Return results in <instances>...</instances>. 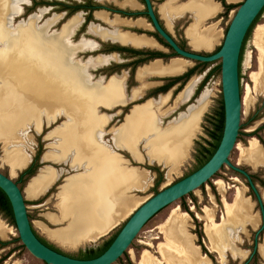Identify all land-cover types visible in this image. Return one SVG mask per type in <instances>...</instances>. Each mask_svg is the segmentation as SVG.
Returning <instances> with one entry per match:
<instances>
[{"label": "bare ground", "instance_id": "obj_1", "mask_svg": "<svg viewBox=\"0 0 264 264\" xmlns=\"http://www.w3.org/2000/svg\"><path fill=\"white\" fill-rule=\"evenodd\" d=\"M127 1L122 6L136 7L135 3ZM226 1L237 3L240 0ZM215 5L212 0H190L189 3L193 11L200 13L203 17L213 15ZM16 12V0H0V88H2L0 90V144L6 150L12 175H16L18 170L27 168L33 153L29 154L33 142L27 139L29 138L25 132L27 126L32 123L37 127L42 116L52 120L61 112L68 115L70 124L54 142L46 158L56 162L69 159L72 167L82 168L84 171L82 177L76 180L72 187L65 189L69 191H66L65 197L57 206L62 219L67 218L75 207L82 209L76 214V230L51 233V236L71 246L93 243L107 236L118 225L123 212H127L129 208L130 211L135 210L142 204V200L123 203L119 199L121 190L147 189L151 185L149 172L124 168L122 161L113 155L106 145L99 142L97 132L98 129L102 130L105 122L103 118H95V109L98 105H102L109 110L123 104L121 84L113 80L105 88L100 85H89L84 66L70 61L72 50L64 37L46 36L44 29L35 27L34 20L20 29L11 27V17ZM103 13L98 12L97 18L103 19L113 27L141 24L127 23L119 19L109 22ZM215 26L213 24L198 30L191 27L189 36L195 49L207 48L219 41L222 34L215 30ZM66 33L67 28H64L63 34ZM255 35L260 72L254 74L252 78L257 90L259 86H262L260 78L264 74V25L257 28ZM120 39L134 46H151L154 43L152 39L144 35L136 37L129 33ZM183 60L172 63L166 71L173 74L181 73L186 66ZM150 70L158 71L160 67L153 65ZM250 92L251 90L247 87L244 97L245 105ZM201 104L198 110L192 112L187 123L178 127L180 129L176 131L177 135L162 138L156 132L152 104L138 105L126 117L120 129L114 133L116 146L128 149L136 157L139 143L145 140L147 155L152 159L170 164L168 174L170 176L178 172L183 161L185 162L190 140L196 132L194 123L198 122L202 111L207 106L206 102ZM155 133L158 135L156 138ZM15 139L20 141L17 143ZM240 150L241 162L249 161L253 166H264V153L256 141L251 142L249 149L240 148ZM169 176H167L168 180ZM56 180V172L44 171L39 177L33 179L27 188V193L38 196L49 189ZM234 180L238 181L236 178ZM217 184L220 188H230L224 182H217ZM223 204L225 210L223 216L227 215L231 218L238 211L245 218L239 222V226L247 223L257 225L258 220L255 217L250 219L249 205L251 204L244 198L240 188H236L232 203L224 200ZM210 211L205 209L206 237L210 241V250L219 253L222 258L223 247L231 244L239 226L224 229L222 224L215 221ZM187 218L186 214L179 215L174 212L160 226V234L164 235L165 240L157 247L159 256L156 258L149 251H145L137 264H210L204 257H199L198 248L192 244L191 235L184 227ZM226 229L229 234H223ZM10 230L0 221L1 238L7 237Z\"/></svg>", "mask_w": 264, "mask_h": 264}, {"label": "rangeland", "instance_id": "obj_2", "mask_svg": "<svg viewBox=\"0 0 264 264\" xmlns=\"http://www.w3.org/2000/svg\"><path fill=\"white\" fill-rule=\"evenodd\" d=\"M168 1L169 0H166V2L159 7L160 12H167L170 10ZM242 1L243 0H240L237 3L229 4L233 5L234 8L228 11L227 14H225L224 9V11L216 19L213 20V22L217 21V23H215V30L219 31V33L222 34L221 38H219L220 40L218 41V45L214 50H211V52L208 53L206 51L200 52L201 54L215 53L217 49L220 48L224 39V34L230 24L231 18L233 17L234 12L237 10ZM16 3L17 12L11 17V27H17L20 29L24 25L31 23L30 21L34 20V25L38 29L39 27L37 19L38 17L43 15L44 11H41L39 13L37 11L29 12L27 16H33H31L27 21L21 22V17L18 18L20 13L21 0H16ZM41 9L45 8H39L38 10ZM181 10V16L173 19V21L182 18L186 14L184 13L185 11L183 9ZM50 13H53L54 15H60V13H55L53 11L46 13V15H43L44 18L42 23H44V21L48 20L49 18L51 19ZM192 14L194 13H191V15ZM162 18L164 17L162 16ZM15 19L16 22L14 23ZM68 20L59 21L57 25V31H59L60 27ZM165 20L166 19L164 18V21ZM93 22L95 23V26L101 27V22H98L96 20H93L92 23ZM165 25L166 28L170 32H172V24L171 26H168L167 22H165ZM262 25H264V12L255 27L248 35L244 46L240 69V130L235 148L233 149L229 157V161L233 165L237 164L240 168L250 174L254 184L259 190V193L263 197L264 202V166H253L249 163V161H240V148H243L245 150L249 149L252 141H256L257 144L261 146L264 153V74H262V77L260 78V85L262 86H259L257 90H255V84L252 78L254 74H258L260 72L259 52L257 50V39L255 33L257 28ZM203 26L209 27L205 26L204 23ZM182 29V27L181 29H178L173 34V36L174 38L182 42L185 45L186 49L189 50L191 47H189L190 41L188 40V45L187 41L183 37ZM126 30L128 31L129 29ZM47 33L48 32H45L46 36H48ZM146 34L150 38H156L154 36L155 33H153L152 31ZM174 56L175 55L169 54V57H167V59H164L163 61L167 63L168 59ZM129 62L131 63L130 58L126 55H123L121 57V63H114L112 66L105 69L107 77H111L113 75H121V79H124V77L128 75L127 87H134L136 85V83L133 82V78L135 77L134 74L144 67H131ZM186 62L188 63V67L186 68V70H198L197 72L194 71L189 78V80L193 79L194 86L192 88L190 96L187 99H179V95L187 86V84H185L184 87H179L178 90H175L177 89L176 86L175 88L168 90L164 94H159L158 97L155 96L147 100L153 101L156 104L160 101V99L163 98L165 94H170L169 101L161 106L156 105L157 108L154 110L155 116L159 119V125L162 128L176 123L182 116L186 115L191 109L197 108L201 103H207L205 111L200 117L199 130L195 136V139L193 140L191 149L189 151V159L186 161V163H182V166L177 170L178 172H175L174 174H171L169 176L168 174L170 170H168V168L158 164L157 162H150L147 157L144 145H140L137 147L136 153L138 156L136 157L133 156L132 152L128 151V149H124L123 147L119 148L116 146L114 133L118 129H120L125 121V118L136 106L145 104L147 102H134L124 109L118 108L116 109V111L108 114L100 112L101 107L106 109L102 105H98V107L95 109V118H103L105 122L102 126V130L98 129L97 132L99 136V142L106 145L113 155H119L122 158L124 168L145 170L149 172L151 176V185L148 186L147 189L137 188L132 190H121L119 199H121L123 203H126L128 201V203H132L141 200V202L143 203L146 199L155 195L163 188L187 177L200 168V162L204 160L207 154L206 151L203 150V148L209 150L212 147L211 143H213V139L210 137V134L213 131L214 124L217 119V114L222 105L220 62L217 61L215 63L206 65H202L201 63H192L190 61ZM79 65L82 67L84 66L85 70L87 69L86 65ZM214 69H216L215 73L212 72V74H209L210 70L213 71ZM93 73L97 77L95 79L96 82H91L93 80L90 78L87 72H85V75L88 79L87 82L92 86H101V84L98 82V80H100L101 78V69L95 70ZM207 74H209L208 77H206ZM149 78H152L150 79L151 82H139L137 84L138 86H136L134 90L132 89L131 92L133 93V91H136L139 88L140 90L147 92L151 88H153V85L155 84H153V81L158 80L154 78V76L147 77L146 79ZM261 82H263V84ZM4 83H6V81H4ZM247 87H249L251 92L250 97L245 105L244 97L246 95ZM1 89L2 88H0V90ZM131 99L136 100L138 98L132 96ZM68 124H70L68 115H65L64 112H61L52 120H49L47 119V117L42 116L37 127H35L32 123L27 126V128L25 129L26 136L29 137L27 139L33 142L31 148L33 151L31 149V151L29 150V154L33 152L31 155L32 161H30L31 163L29 162L30 165L28 164L29 167L34 166V173L31 176H24L21 178L22 173L29 167L24 171L21 170L22 172H17L16 175H12L10 165L7 161L6 150L3 145L0 144V173L12 179L20 188L27 208L28 217L39 238L57 251L62 252L70 257L81 259L82 257H84L83 252L87 249H92L95 252H98L104 247L105 244L111 241L117 235L118 231L131 216V214L140 205L135 210L130 211L129 208L127 212H123L120 216L121 220L119 221L118 225L113 228V230H111V232L107 236H105V238L102 237L101 239L93 243H84L83 245L71 246L70 244L61 243L56 238H53L51 236V233L57 234L60 232L76 230V214L79 213L82 209L79 207H75L73 209V212L71 211L67 218L62 219L57 207L58 205H60L59 201L61 203V199L65 197L66 191H69L65 189H67L68 187H72L74 185V182L82 177L84 173L82 168L72 167L69 159L56 162L47 160L45 157L46 154L50 153L54 142L57 140L59 135L65 131V128L68 126ZM16 141L18 143L20 140L15 139V142ZM21 141L23 142V140ZM142 142H144L145 144V140H143ZM45 170L56 172L58 175V179L52 186H50L49 189L39 194L40 196L29 195L27 193L28 186L33 181V179L41 175ZM167 176H169V180ZM235 178L238 179V181H235ZM217 182H224L230 188H220ZM236 188H240L243 192L244 198L249 200V204H251L249 205V211L251 210L250 219H254L255 217L258 220L256 226H253L250 223H247L248 225L245 224L243 226H239V222H242V220H244L245 218H243V216H241L238 211L231 218L227 217V215L223 216L225 212L223 201L226 200L228 203H232L235 197ZM80 194L82 195V193ZM206 208L209 211L211 210L210 213L213 214L215 221L218 224H222L224 229L230 226H239L235 231L236 235L234 236L231 244H229V246L223 247V251L221 252L222 258L219 253L212 252L210 250V241L209 238L206 237L207 235L205 232L207 227V222L204 218L206 215ZM174 212L178 213L179 215H181L182 213L186 214L188 218L185 219V230L189 235H191V241L193 240L192 244H195L194 247L198 248L197 250L200 254L199 257H204L209 261L210 264H244V262L249 259L251 253L253 252L255 233L261 225L259 207L256 203L255 196L248 189L245 179L230 170L228 167H223L210 181H208L199 190L168 206L160 213H158L152 220H150L141 230V232L133 241L125 254L114 264H137L138 261L142 258L145 251H149L154 257L157 258L159 256L157 253V247L161 242H164L165 240L164 235L160 234V226L163 225L174 214ZM223 217H225V222H223ZM0 221L4 223V225L8 229H11L10 233L6 235L7 237H0V264H44L42 261L33 257L22 246L17 235L14 221L10 217H8L7 214L2 210H0ZM223 234H229L228 229H226ZM258 245V252L251 259H249V262L247 264H264V231L259 234Z\"/></svg>", "mask_w": 264, "mask_h": 264}, {"label": "water", "instance_id": "obj_3", "mask_svg": "<svg viewBox=\"0 0 264 264\" xmlns=\"http://www.w3.org/2000/svg\"><path fill=\"white\" fill-rule=\"evenodd\" d=\"M143 1L145 3L146 15L148 16L149 21L144 17H138L134 21L144 19L151 26V31L157 34L163 41V43L167 45V47H164V45H162L156 38H153L157 45L163 48L166 53H173L175 55L174 57L168 59L167 63H165L162 59H155L151 62L160 61L162 64L167 65L169 62H171V60L177 58L184 59L192 63L202 64H212L217 61L220 62L221 95L224 111V125L220 143L212 157L203 166H201L199 169H197L187 177L163 188L155 195L146 199L131 214L124 225L120 228L107 250L99 257L90 260L70 257L44 244L36 234L30 222L20 188L12 179L0 173V190L6 195L10 203L13 221L19 241L33 257L42 261L44 264L116 263L129 249L133 241L150 220H152L158 213H160L168 206L199 190L208 181H210L223 167H228L233 172L242 176L247 183L248 189L255 196L256 203L259 207L261 225L255 233L253 252L251 253L249 259H251L258 252V237L259 234L264 231V202L250 174L240 168L237 164H231V162L229 161V157L231 155V152L235 148L240 130V54L244 40L251 26L264 9V0H243L240 3L239 7L234 12L233 17L231 18L227 31L224 34V39L220 46V49L211 54H201L200 52L191 49H181L173 36L161 26L158 18L155 15L151 1ZM96 12H101V10H98ZM122 19L130 21L132 20V18ZM130 28L128 32L132 34H136L138 36L144 35L149 37L146 33H138L131 30ZM187 71L188 70H186L185 73H187ZM29 165L27 166V168L29 167ZM249 259L245 261L244 264H247L249 262Z\"/></svg>", "mask_w": 264, "mask_h": 264}, {"label": "flooded vegetation", "instance_id": "obj_4", "mask_svg": "<svg viewBox=\"0 0 264 264\" xmlns=\"http://www.w3.org/2000/svg\"><path fill=\"white\" fill-rule=\"evenodd\" d=\"M100 1L99 0H21L20 13L18 18L21 17L22 19L21 22H25L31 16H33V15L27 16V14L32 11H37L38 13L44 11L43 15H46V13H49L51 11L55 13H60V15H54L53 13H50L51 19L49 18L48 20L44 21V23H42L44 16L42 15L38 17L37 19L38 27L40 29L41 28L44 29L45 32H48L47 33L48 36L64 37L67 45L70 46L72 50L70 61L72 63H79L86 65L87 66L86 72L93 80L91 82H96L95 79L97 78L93 72L95 70L101 69V78L100 80H98L101 86H105L107 82L111 79L120 81L122 83L124 103L122 105L114 106L113 109L111 108L112 110H107L101 107L100 112H104L108 114L116 111V109L118 108L124 109L134 102H138V103L139 101L147 102L148 99H151L152 97L155 96L158 97L159 94H164L165 92H167L172 88H175L176 86L177 89L175 90H178L179 87L181 88L184 87L185 84H188L190 80L185 81L184 79L185 75L188 74L189 72H194V71L197 72L198 70L187 69L188 70L187 73L182 75L183 79L179 81H177V77L154 76V78H156L158 81H153V84L155 83L153 85V88H151L147 92L144 91L143 94L138 99L132 100L131 90L132 89L134 90V88L138 86L137 84L139 83V81L137 80V73L134 74L135 77L133 78V82L136 83V85L132 88L127 87L128 75H126L124 79H121V75L120 76L113 75L111 77H107L105 69L107 67L112 66L114 63H121V57L123 55H126L130 58L131 63L130 62L129 63L131 67H135V66L145 67L147 66L145 64L149 65L150 62L155 59L164 60L167 59V57H169V54L172 55L174 54L166 53V51L163 48L159 47L158 45L152 48L151 47L145 48L146 46H134L132 43L122 42L120 39L122 36H124L127 33L132 34L128 31L125 32V30L129 28H125V26L111 27L107 22L100 20L96 16V14L98 13L96 11L101 10V12L105 11V13L108 15L107 19L109 22L113 21L115 17H119L120 19L132 18L131 21L127 20L130 22H136L134 21L136 18L144 17L149 21V18L146 15V7L143 0H130L131 2L137 3L139 5V8H131L129 6L122 7L121 4L126 2L127 0H116V1L100 0ZM150 1L153 5L156 17L158 18L161 26L164 28L158 13V5L164 2V0H150ZM224 3L225 0H222L221 2L222 6L224 5ZM43 7L45 9L38 10L39 8H43ZM225 14H227L226 10H225ZM61 20H68V21L60 27L59 31H57L58 22ZM93 20L101 22V27L95 26V23L94 22L92 23ZM15 22L16 19L14 20V23ZM186 23L187 22L183 21V23L181 24H183V27H185L184 24ZM64 28H67L66 34H63ZM130 29L138 33L140 32L149 33V31H146L141 28L138 29V27H133ZM174 29L175 32L178 29H181L180 24L176 25ZM133 35L138 36L136 34ZM174 39L181 49L187 50L182 42H180L176 38ZM164 47L167 46L164 45ZM131 51L135 53H132ZM91 55L97 57H92ZM215 70L216 69H214L213 71L210 70L209 74H212V72L215 73ZM209 74H207L206 77H208ZM150 79L152 78L149 79L145 78L144 82H151Z\"/></svg>", "mask_w": 264, "mask_h": 264}, {"label": "crops", "instance_id": "obj_5", "mask_svg": "<svg viewBox=\"0 0 264 264\" xmlns=\"http://www.w3.org/2000/svg\"><path fill=\"white\" fill-rule=\"evenodd\" d=\"M204 1V0H203ZM213 1V3L214 4H216L215 6H214V13H213V15H214V17H213V15H211V16H208V17H203V16H201V14L199 13V14H197L196 12H194L193 11V9L189 6V3H190V0H169L168 2H169V6H170V10L169 11H167V12H164V11H162V12H160L159 11V7L162 5V4H164L165 2H166V0H164V2H162L161 4H159L158 5V13H159V18H160V20H161V22H162V24H163V26H164V28L173 36V34L175 33V26L176 25H179L180 24V26L183 28L182 30H183V37H184V39L187 41V44L189 45V42H188V40L190 41V45H189V47H190V49L191 50H194V51H197V52H204V51H206L207 53L208 52H211V50H214L215 49V47L218 45V41L217 42H215L214 44H212V46H209V47H207V48H200V49H195L194 48V46H193V43H192V41H191V38H190V36H189V31H190V29H191V27H193L194 29H196V30H198V29H200L201 27H202V29L204 28V26H203V23L205 24V26H209V25H211V24H215V23H217V21H215V22H213V20L214 19H216L223 11H224V8H223V6H222V4L220 3V2H218V1H216V0H212ZM127 2H130V3H135V2H131L130 0L129 1H127ZM225 3L226 4H233V3H228L226 0H225ZM218 4V5H217ZM122 5V4H121ZM135 5H136V7H134V8H139V5L137 4V3H135ZM132 7V6H131ZM181 9H183L185 12L184 13H186L182 18H179L178 20H174L173 21V19H175V18H177V17H180L181 15H180V13H181ZM192 9V10H191ZM101 13H103V12H101ZM191 13H194V14H192L191 15ZM103 14H105L106 16H108L106 13H103ZM166 19L165 21H164V18H162V16ZM177 15H179V16H177ZM115 19H119L120 21H125V22H127V23H141V24H136V25H134V27H138V28H141V29H144V30H146V31H151V26L149 25V24H147V22L145 21V20H143V19H139V20H137L136 22H128L127 20H122V19H120L119 17H116ZM194 19V20H193ZM201 19H203V20H201ZM205 19H207V20H205ZM209 19V20H208ZM102 21H104L103 19H101ZM114 21V20H113ZM113 21H111V22H113ZM183 21H185V22H187L186 24H185V27H183V24H181V23H183ZM192 21H193V23H192ZM105 22V21H104ZM165 22H167V25L168 26H171V24H172V32H170L167 28H166V25H165ZM110 25V24H109ZM189 26V27H188ZM113 27V26H112ZM125 27H131V26H125ZM132 27H133V25H132ZM180 27V28H181ZM188 27V28H187ZM218 27H219V24H218ZM131 35H133V34H131ZM135 36V35H134ZM136 37H142V36H136ZM146 37V36H145ZM174 37V36H173ZM148 39H152L153 41H154V43H153V45H151V46H146V47H156L157 46V43L155 42V40L153 39V38H148ZM220 40V39H219ZM219 47V46H218ZM217 47V48H218ZM216 48V49H217ZM178 60H182V59H173V60H171V62H169L166 66H164L162 63H160V61L158 62V61H155V62H151L149 65H147V66H145L144 68H142V69H140V70H138V72H137V80L140 82V83H144V80H145V78H147V77H150V76H161V77H163V76H168V77H176V76H180L183 72H185V69L188 67V63L185 61V60H183L184 62H186V66L184 67V70L181 72V73H179V74H173V73H169L168 71H166V69L170 66V65H172V63H174V62H177ZM157 62V63H156ZM153 65H158L159 67H160V70H158V71H151L150 70V68L153 66ZM114 79H111V80H109L108 82H107V84L105 85V86H102V87H106L107 85H108V83H110L111 81H113ZM114 81H116V82H119L121 85H122V83L120 82V81H117V80H114ZM193 86H194V84H193V79L191 80V81H189V83L187 84V86L185 87V89L183 90V92L179 95V99H182V100H184V99H187L189 96H190V94H191V91H192V89L191 88H193ZM190 90V91H189ZM143 90H140V88L138 89V90H136V91H134L133 93H132V96H134V97H137V98H139L142 94H143ZM169 99H170V94H167V95H165L162 99H160V101L158 102V103H154V102H152V101H147V103H150V104H153V107H152V115H153V117H154V121H155V124H156V132H158V134H160V138H162V137H169V136H173V134L174 135H177V134H175V133H178V132H176L178 129H180V128H178V127H180V126H182L183 124H185V123H187V121H188V119L190 118V115L192 114V112L194 111V110H198L199 108H200V105L202 106V104H200L197 108H195V109H191L186 115H184V116H182L176 123H174V124H172V125H169V126H167V127H165V128H162V127H160V125H159V119L155 116V109L157 108L156 107V105L157 106H161V105H164V104H166L168 101H169ZM152 102V103H151ZM205 111V110H204ZM204 111H202V113L204 112ZM201 113V114H202ZM200 117H201V115H200ZM200 117H199V120H198V122L195 124L194 123V125H195V127H196V132H195V134H194V137L190 140V146H189V149H188V154H187V156H186V158H185V162L183 161V163H186V161L189 159V151H190V149H191V146H192V143H193V140L195 139V136H196V134H197V132H198V130H199V122H200ZM126 119V118H125ZM125 122V121H124ZM155 138L158 136V135H156V133H155ZM143 141V140H142ZM140 145H144L145 146V144H144V142H141V143H139V145L138 146H140ZM129 151V150H128ZM146 151V154H147V150H145ZM47 155V154H46ZM118 158H119V160H121V161H123L122 160V158L119 156V155H116ZM46 157V156H45ZM147 157H148V159H149V161L150 162H157L158 164H160V165H163V166H165L166 168H168V170H170V164H168L166 161H164V162H160V161H158V160H155V159H152V158H150L148 155H147ZM188 157V158H187ZM142 158V157H141ZM47 159V158H46ZM47 160H49V159H47ZM139 160V159H138ZM51 161V160H50ZM140 161H141V159H140ZM25 169V168H24ZM24 169H22V170H24ZM19 171H21V170H18V172ZM45 171H47V170H45ZM51 171V170H50ZM40 176V175H39ZM38 176V177H39ZM37 178V177H36ZM57 179H58V175H57Z\"/></svg>", "mask_w": 264, "mask_h": 264}, {"label": "trees", "instance_id": "obj_6", "mask_svg": "<svg viewBox=\"0 0 264 264\" xmlns=\"http://www.w3.org/2000/svg\"><path fill=\"white\" fill-rule=\"evenodd\" d=\"M217 1L222 2V0H217ZM223 6H224V8L226 10V13H228V11H230V10H232L234 8L233 5H228V4H225V3H224ZM263 12H264V9L260 13V15L257 17V19L255 20V22L253 23V25L251 26V28H250V30H249V32H248V34H247V36H246V38L244 40V43H243V46H242V50H241V54H240V60H239V77H240L241 61H242V56H243L245 42H246V40H247L248 35L250 34V32L252 31V29L255 27V25L259 21V19H260L261 15L263 14ZM154 36L161 43H163V41L159 38V36L157 34H154ZM163 44L166 45L165 43H163ZM219 49L220 48H218L217 51ZM131 52L132 53H135L133 51H131ZM202 65H206V64H202ZM192 74H193V72H189L188 74H186L185 77H184L185 81H188ZM181 79H183V76L177 77V81H179ZM223 125H224V111H223V103H222L221 108H220V110H219V112L217 114V119H216V122L214 124L213 131L210 134V137L213 139V143H211L212 147L209 150H207L206 148H203V150L206 151L207 154H206L204 160H202L200 162V167L203 166L212 157V155L214 154V152L218 148V145H219L220 140H221V137H222ZM33 170H34V166H30L27 170H25L22 173L21 178L24 177V176H31L34 173ZM0 210H2L3 212H5L7 214V216L10 217L13 220V215H12V210H11L10 203H9L6 195L1 190H0ZM114 238L111 241H109L107 244H105L104 247L100 251H98V252H95L92 249H87L86 251L83 252L84 253V257H82L81 259H83V260H90V259H94V258L99 257L101 254H103L107 250V248L110 246V244L112 243V241L114 240ZM40 240L44 244L48 245L42 239H40ZM49 247H51V246H49ZM51 248H53V247H51Z\"/></svg>", "mask_w": 264, "mask_h": 264}]
</instances>
